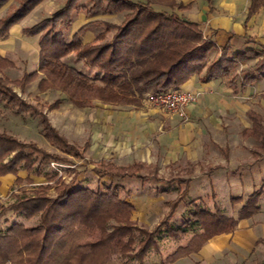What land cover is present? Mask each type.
<instances>
[{
    "label": "trees",
    "instance_id": "obj_1",
    "mask_svg": "<svg viewBox=\"0 0 264 264\" xmlns=\"http://www.w3.org/2000/svg\"><path fill=\"white\" fill-rule=\"evenodd\" d=\"M42 1L0 0V9L7 5L0 16V38L7 37L10 28ZM87 1L89 4L85 0H63L53 12L21 29L23 36L37 38L36 70L11 80L3 71L12 68L14 63L0 55V106L15 114L27 113L36 118L43 138L62 152H47L33 141L25 142L0 131V177L13 174L17 183H31V175L45 179V184L33 188L32 192L15 194L12 202L0 204V219L5 214L22 215L26 220L36 217V223L30 226L4 220L8 226L0 230V264H145V258L157 249L164 236L169 239L189 236L185 244L177 245L164 259L150 263L167 264L197 253L213 236L232 233L238 219L249 218L260 210L258 199L262 189L248 195L236 219L221 213L216 206L213 210L195 206L192 200V210L181 215L180 223L172 224L170 221L185 195L182 191L169 203L167 215L152 230H147L135 224L134 205L120 194L125 178L144 179L133 172L138 168L137 163L115 166L98 162L95 164L98 167L92 169L98 180L107 178L108 184L100 183L96 189L74 188V180L65 183L55 172L41 171L51 161L74 164L83 153L51 126L42 110L22 99L14 86L22 92L37 79L35 86L39 92L55 89L79 108L88 107L93 101L139 106L146 94L179 89L193 75L203 81L228 76L246 58L245 53H239L227 59L224 48L220 56L212 58L217 48L203 36L196 23L152 7V4H161L180 10L183 5L177 0ZM261 5L264 0H250L248 15ZM79 13L87 18L119 14L121 20L115 24L92 19L67 39L64 30ZM93 28H98L94 38L83 42V34ZM70 55L86 71L69 65L65 58ZM261 71H264V56L251 69L242 72L241 79L249 82ZM60 102L56 98L46 110L58 107ZM251 119L253 131L261 132L256 117ZM87 146L85 143V149ZM20 169L26 172L24 178L17 175ZM50 189L54 195L48 193ZM238 199L231 198L230 202L238 203Z\"/></svg>",
    "mask_w": 264,
    "mask_h": 264
},
{
    "label": "crops",
    "instance_id": "obj_2",
    "mask_svg": "<svg viewBox=\"0 0 264 264\" xmlns=\"http://www.w3.org/2000/svg\"><path fill=\"white\" fill-rule=\"evenodd\" d=\"M177 1L183 5L180 10L161 4H152V7L196 23L219 54L224 48L227 59L239 53H245L246 58L237 63L231 76L203 81L193 75L181 85L179 89L196 95V100L185 108L186 118L182 122L176 116L163 118L147 114L132 118L130 114L106 111L98 119L100 128L105 132V141L112 140L113 150H132L130 155L135 160L143 161L152 154L154 161L161 163L184 159L188 164H209L207 173H210L199 186L205 184L211 191L226 185L233 193L229 201L239 198L235 205L240 208L255 190L262 189L261 196H264V71L249 82L241 79L242 72L251 69L264 56V5L248 15L250 0ZM82 17L85 19L80 20L77 28L90 21L84 14ZM22 20L10 28L7 37L0 38L1 56L7 57L11 34ZM84 34L83 42L94 38H90L88 31ZM36 40L35 37V43L25 50L33 54L37 68ZM252 116L256 117L261 132L253 131ZM118 128L121 131L129 128L133 133H119ZM112 133L115 135L111 136ZM116 134L121 135L116 138ZM20 173L19 170L17 175L24 177ZM7 177L11 176L1 179ZM237 212L231 217L236 219ZM256 252L264 259V209L249 218L238 219L232 233L213 236L197 253L181 259L191 264H235L237 260L243 264L245 258Z\"/></svg>",
    "mask_w": 264,
    "mask_h": 264
},
{
    "label": "rangeland",
    "instance_id": "obj_3",
    "mask_svg": "<svg viewBox=\"0 0 264 264\" xmlns=\"http://www.w3.org/2000/svg\"><path fill=\"white\" fill-rule=\"evenodd\" d=\"M62 2L63 0H43L37 7L25 16L24 20L19 23L20 25L14 32H12V42L10 43V46H8L7 57L14 61L15 67L13 66V69L9 68V70L7 69L3 71V75L5 77L11 80L18 79L24 71L31 72L36 70L35 57L29 52L26 53L25 50V47L28 49L29 46L35 43V37L28 39L24 38L20 34V29L30 26L36 21L47 16L57 9ZM87 2L88 1L85 0V3L89 4ZM6 7L7 5L0 9V16L4 13ZM171 9L176 10V8ZM83 14L84 13H79L76 15L73 18L71 25L64 30L65 37L67 39L70 38L72 33L77 29V26L81 23L80 20L84 18L82 17ZM77 16L78 18L76 19ZM91 19H101L117 24L121 20V15H98L87 18V20ZM97 30L98 28H93L88 31L91 35L90 38L95 36ZM84 37L85 34L82 36V40ZM219 55L220 54L217 50V52H213L211 54V57H218ZM65 61L69 65L86 71L85 66L82 65V63L76 59L74 55L66 57ZM233 71L229 74L230 76ZM36 83L37 79L28 84L22 92L18 87L14 86L13 88L22 99L36 108H39V110H42V112H44L48 117L51 126L54 127V129H56L57 132L70 144H73L83 153L82 158L75 159L74 164L69 165L51 161L42 166V172H55L56 176L65 183L74 180V188L87 187L96 189L97 187H100V183L108 184L107 178L98 180V175L95 173L94 169H92L94 167H98L95 165L98 162H110L115 166H126L129 165V163H137L138 168L133 170V172L134 174L137 173L138 175L143 176L144 179H137L135 177L125 178L127 181L122 182V190L120 191V194L123 198H125V200L134 205L132 220L136 225L144 227L147 230H152L154 226H156L157 223L167 215L170 209L169 203L177 199L182 191H184L185 195L182 201H180L176 209V213L170 221L172 224L180 223L181 215H186L187 211L192 210L193 206L190 204V201L192 200H194L195 206H201L209 210H213L214 206H216L221 213L227 216H235L236 211L239 210L238 205H235L237 203L232 204L229 201V197H231L233 193L232 190H229L228 187H226V185L219 187L218 189L213 188L211 191L205 184H203V186H199V184L201 185L203 183L204 179L206 180L205 175L210 173V171L207 173V169L210 166L209 164H203V162H199L198 164H188L184 159L174 162L161 163L154 161L152 154L150 158H145L143 161L135 160L134 157L130 155L132 150H113V147H111L112 140L109 139V142L105 141V132L100 128L101 123L99 121L101 114L106 111L110 113L114 112L116 114H130L132 118H137L138 115L146 116L147 114L160 115L163 118L165 116H176L178 117V120L181 119V122L186 118L185 115L179 116L168 110L159 109L144 102V100L139 106L108 105L101 104L98 101H93L92 105L79 108L72 104L63 93L58 92L55 89L39 92L35 86ZM56 98L61 99L58 107L47 111L46 107L48 104ZM110 130L114 131V127H111ZM0 131L10 133L25 142L33 141L38 145V147L43 148L47 152L57 154L62 153L43 138L40 132L38 120L36 118H32L27 113L15 114L9 109L0 106ZM117 131H119V133H133L129 128L122 131L118 128ZM113 135H115V133L111 134V136ZM116 135V138H118V135L121 134ZM102 137L104 138L101 139ZM85 143L88 144L86 149L84 147ZM121 144L122 142L120 141L119 145ZM20 172L21 176H26V172H24V170L20 169ZM9 175L11 177H7L6 179H1L2 176L0 177V204L2 205H7L12 202L15 194L17 195L23 192L30 193L33 188L40 184H45V179L41 175H31L33 178V182L31 183L26 181L17 183L15 182L16 176L13 174ZM158 179L161 181L158 182ZM48 193L50 195H54V191L52 189H50ZM212 194L214 195L213 198ZM258 205L261 210L264 209V196H260L258 199ZM6 219L9 224L23 223L26 226H30L36 223V217L26 220L22 215L9 216V214H5V216L0 219V230H3L8 226L4 223V220ZM188 237L189 236L180 237L179 239H169L164 236L159 241L157 249L151 251L145 258V260H147L144 263L150 264L151 262H158L160 259H164L165 256L171 253L177 245L185 244ZM262 260L261 254H257L256 252L254 255L245 258L243 264H261ZM114 261L120 263V260L114 259ZM167 264L191 263L188 260L180 258ZM235 264L240 263L237 260Z\"/></svg>",
    "mask_w": 264,
    "mask_h": 264
},
{
    "label": "built area",
    "instance_id": "obj_4",
    "mask_svg": "<svg viewBox=\"0 0 264 264\" xmlns=\"http://www.w3.org/2000/svg\"><path fill=\"white\" fill-rule=\"evenodd\" d=\"M196 100L192 92L181 89L168 90L163 93L146 94L144 102L159 109L168 110L179 116L185 115V108Z\"/></svg>",
    "mask_w": 264,
    "mask_h": 264
}]
</instances>
